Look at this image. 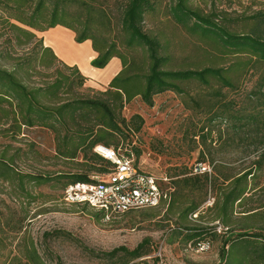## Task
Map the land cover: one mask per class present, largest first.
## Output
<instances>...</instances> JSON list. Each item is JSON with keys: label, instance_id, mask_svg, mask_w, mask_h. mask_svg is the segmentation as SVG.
<instances>
[{"label": "rangeland", "instance_id": "1", "mask_svg": "<svg viewBox=\"0 0 264 264\" xmlns=\"http://www.w3.org/2000/svg\"><path fill=\"white\" fill-rule=\"evenodd\" d=\"M175 1L156 0V10L147 15L145 29L170 43L172 67H223L235 88H222L212 78L207 86L191 82L185 94L171 90L158 94L153 106L140 97L126 105L127 117L139 113L145 123L142 131L133 136V143L125 142V146L138 147L137 163L146 170L156 175L166 173L172 178L170 196L158 207L109 218L88 205L66 204L62 194L70 179L65 172L82 168L99 179L103 176L101 162L84 153L73 162L61 159L53 133L44 127L26 128L18 140L0 134V153L10 144V153L16 154L12 179L0 176V264L25 263L27 248H35L47 264H221L220 253L227 234L223 223L215 220L217 210L213 207L225 191L222 186L228 182L222 177L212 181L211 177L216 168L222 173L242 170L257 159L260 149H256L252 139L241 141L240 135L244 133L234 134L233 127L240 118L224 117L226 113L211 118L222 114L224 99L233 101V111L243 112L241 107L256 89L264 64L254 68L250 57L227 53L212 38L199 36L177 23L170 14ZM188 4L205 15L217 17L218 23L236 32L248 31L253 22L250 17L264 11V0H188ZM5 18L6 13L0 7V22ZM39 36L48 44L55 43L52 46L55 51L58 48L56 53L62 61L81 69L88 77L87 87L100 89L103 83L100 72L92 71L90 44L84 49L89 52L80 58L78 52L77 56L70 54V48L80 46L62 26ZM88 72L97 74V78ZM218 90L222 92L219 97L213 95ZM210 98L215 103L212 111L207 107ZM205 133H209L208 139L203 142ZM202 157L210 164V171L196 170L204 161ZM29 173L51 174L55 179L37 185L23 176ZM184 177H190L189 181H184ZM251 182L259 183L250 193L253 202L264 203V170L258 171ZM194 206L196 209L190 211ZM243 210L244 207L236 206V217H241ZM260 212L255 225L261 226L264 210ZM192 227L214 228L215 232L210 230L212 233L206 234L196 246L193 240H188L191 233L188 228ZM146 239L145 248L150 251L140 258H127L121 251L109 253L121 246L134 249Z\"/></svg>", "mask_w": 264, "mask_h": 264}, {"label": "trees", "instance_id": "2", "mask_svg": "<svg viewBox=\"0 0 264 264\" xmlns=\"http://www.w3.org/2000/svg\"><path fill=\"white\" fill-rule=\"evenodd\" d=\"M0 7L6 13L0 22V134L18 140L26 128H47L54 135L58 157L73 162L84 153L101 162L103 175L110 172L113 164L94 152L96 145L140 154L138 147L125 146V142L133 143V136L142 131L145 123L139 113L130 117L124 113L134 98L140 97L153 106L158 94L170 90L185 94L191 82L207 86L212 78L222 88H235L223 67H172L170 43L144 26L147 15L156 10V0H0ZM170 14L192 33L212 38L227 53L250 57L254 68L264 64V11L250 17L253 22L245 32L230 30L218 23L217 17L194 10L188 0H176ZM57 26L73 31L78 43L92 42L97 52L91 61L93 67L104 68L114 57L120 59L122 67L107 86L87 87L88 77L81 69L62 61L53 47L45 45L39 33ZM256 84L246 105L241 107L243 112L233 111V101L224 99L222 114L211 118L214 120L223 113L224 117L240 118L233 127L234 134L244 133L240 140L252 139V144L260 149L257 159L242 170L222 173L216 168L211 177L212 181L222 177L228 182L222 186L225 191L213 207L217 210L215 220L223 223L227 234L221 248V264H264V225H255L264 203H254L250 194L259 187L251 179L264 170V71ZM213 95L219 97L222 92L218 90ZM209 100L207 107L212 111L215 103ZM208 134L203 135V142ZM10 148L9 144L0 153V176L6 180H11L16 172V154H11ZM202 159L199 164L210 166L205 157ZM65 175L70 179L65 188L71 183L97 180L82 168ZM23 176L37 185L55 179L51 174ZM205 176L210 177L208 173ZM171 183L172 178L163 185L169 196L173 190ZM236 206L244 207L241 217H236ZM195 209L196 206L190 211ZM188 229L191 231L188 240H193L196 246L206 234L215 232L214 228ZM147 243L146 239L134 249L121 246L109 253L121 251L134 260L150 251L145 248ZM24 256L23 264H47L35 248H27Z\"/></svg>", "mask_w": 264, "mask_h": 264}, {"label": "built area", "instance_id": "3", "mask_svg": "<svg viewBox=\"0 0 264 264\" xmlns=\"http://www.w3.org/2000/svg\"><path fill=\"white\" fill-rule=\"evenodd\" d=\"M94 152L110 161L113 167L95 182H75L63 191V201L70 205H88L103 212L106 217L129 211L157 207L169 197L163 185L171 178L162 173L146 170L137 163V157L121 149L98 144ZM210 171L207 164H199L196 170Z\"/></svg>", "mask_w": 264, "mask_h": 264}, {"label": "crops", "instance_id": "4", "mask_svg": "<svg viewBox=\"0 0 264 264\" xmlns=\"http://www.w3.org/2000/svg\"><path fill=\"white\" fill-rule=\"evenodd\" d=\"M58 27H60V26L51 28V29L47 30L46 32L49 33L50 31H53V30L57 29ZM63 28H65V27H63ZM65 29L68 30L69 32H71L73 34L74 39H75L74 32L71 31V30H69V29H67V28H65ZM44 42H45V45H47V46H51V47L55 46V43H53V42L52 43L50 42V44H48L46 39H44ZM76 43L80 47L74 46V47L70 48V54H72L73 56H77L79 54V57L80 58H83L85 56V53H88L89 52V50L86 51V52L84 50L88 46V44L91 45V50H92V53H93V56L91 55L92 58H95L97 56V52L93 49L92 42L90 40H86L83 43H78V42H76ZM56 51H57V53H59L58 48H56ZM75 52H78V54H75ZM84 61L86 62L87 60L84 59ZM121 67H122V65H121L120 59L114 57L104 68H95V67H93L92 68L93 69L92 71H95V72L96 71L97 72L99 71L100 72L99 75L101 76V79H102L101 82L103 83V84H101V88H103V87H105V86H107L109 84V82L111 81V79L120 71ZM88 73H90L91 75H94V77L97 78V74H93L92 72H88Z\"/></svg>", "mask_w": 264, "mask_h": 264}]
</instances>
